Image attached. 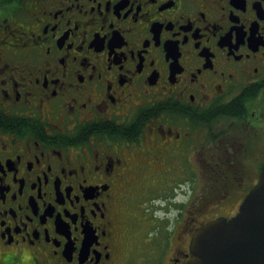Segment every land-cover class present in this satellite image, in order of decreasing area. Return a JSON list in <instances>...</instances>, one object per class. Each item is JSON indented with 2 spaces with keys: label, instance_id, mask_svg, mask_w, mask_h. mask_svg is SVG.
Wrapping results in <instances>:
<instances>
[{
  "label": "flooded vegetation",
  "instance_id": "1",
  "mask_svg": "<svg viewBox=\"0 0 264 264\" xmlns=\"http://www.w3.org/2000/svg\"><path fill=\"white\" fill-rule=\"evenodd\" d=\"M263 165L264 0H0V264H183Z\"/></svg>",
  "mask_w": 264,
  "mask_h": 264
},
{
  "label": "water",
  "instance_id": "2",
  "mask_svg": "<svg viewBox=\"0 0 264 264\" xmlns=\"http://www.w3.org/2000/svg\"><path fill=\"white\" fill-rule=\"evenodd\" d=\"M183 264H264V165L260 183L235 216H220L196 229Z\"/></svg>",
  "mask_w": 264,
  "mask_h": 264
},
{
  "label": "rangeland",
  "instance_id": "3",
  "mask_svg": "<svg viewBox=\"0 0 264 264\" xmlns=\"http://www.w3.org/2000/svg\"><path fill=\"white\" fill-rule=\"evenodd\" d=\"M154 190L155 189L153 187H150L149 193L151 191L154 192ZM135 222H136L135 220H132V224H134ZM141 227H142L141 230L142 229L145 230L147 228V224L145 222H143ZM156 233H157V230L155 229V232H154V234L151 237L156 236ZM157 237L160 238V241L162 243L161 246H163V250H162V248H160L161 246L158 247V249H159L158 254H156L154 248L151 249L152 246H150V242H148L149 246L146 243H144V244H142V247L140 248V250H138V249L137 250L136 249L131 250L129 252L128 259L136 261V260H138L140 258V259H142L143 262H146L148 260H149L148 262H150L151 260L154 261V259H151L150 254H151L152 258H153L152 254H155V255H158V259H160V257H161V259L167 260L170 257V247H168V249H166L167 245L164 244V242L162 240V236H160V234H158ZM162 252H163V256H162ZM146 259H148V260H146ZM165 264H167V262H165Z\"/></svg>",
  "mask_w": 264,
  "mask_h": 264
}]
</instances>
